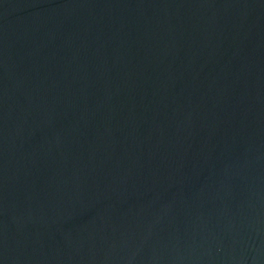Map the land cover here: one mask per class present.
Returning <instances> with one entry per match:
<instances>
[{
	"label": "water",
	"instance_id": "1",
	"mask_svg": "<svg viewBox=\"0 0 264 264\" xmlns=\"http://www.w3.org/2000/svg\"><path fill=\"white\" fill-rule=\"evenodd\" d=\"M0 264H264V0H0Z\"/></svg>",
	"mask_w": 264,
	"mask_h": 264
}]
</instances>
